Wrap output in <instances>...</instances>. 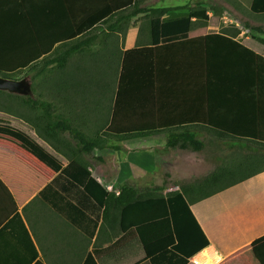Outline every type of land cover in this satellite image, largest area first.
Masks as SVG:
<instances>
[{
  "label": "trees",
  "instance_id": "trees-1",
  "mask_svg": "<svg viewBox=\"0 0 264 264\" xmlns=\"http://www.w3.org/2000/svg\"><path fill=\"white\" fill-rule=\"evenodd\" d=\"M7 1L0 0V76H30L33 95L0 90V112L27 123L69 160L39 198L89 239L96 236L101 222L114 221L118 211L121 237L106 248H96L85 264H114L117 252L120 256L129 250L133 261L126 264H188L191 256L210 244L191 205L264 172V43L253 35L239 42L237 33L208 30L218 26L220 18L215 12L210 15L211 9L203 4L188 14V4L143 8L144 0H101L105 14L87 16L79 29L63 35L54 29L58 15L39 16L42 11L24 15V6L19 14L8 13L11 22L6 24ZM239 1L251 12L264 14V0ZM139 18H149L148 26ZM131 26H139V44L120 50V35L125 36ZM98 41L111 48H105L102 57L103 78L90 79L99 94L90 102L84 95L73 97L87 103L82 112L96 123L81 128L60 106L63 97L52 89L64 83L54 81L51 73L68 72L66 86L80 93L88 86L87 79L76 78L72 68L86 73L84 58H98L104 50ZM28 46L37 49L34 57L25 58ZM203 101L207 115L211 107L233 126H207L208 120L198 119L203 114L192 110L182 115L181 125H161L162 107H195ZM72 106L76 111L77 103ZM202 132L213 135L223 147L242 146L252 153L227 163L223 159L210 175L178 183L179 189L166 195L164 186L146 192L129 183L117 195L93 175L85 159L95 150L119 148L112 145L114 141L160 133L167 134L170 149L202 153L207 146ZM171 235L178 239L175 246L146 258L145 246ZM250 252L258 264H264V236Z\"/></svg>",
  "mask_w": 264,
  "mask_h": 264
},
{
  "label": "crops",
  "instance_id": "crops-1",
  "mask_svg": "<svg viewBox=\"0 0 264 264\" xmlns=\"http://www.w3.org/2000/svg\"><path fill=\"white\" fill-rule=\"evenodd\" d=\"M153 1L144 0L141 7H149L148 4ZM25 2H28L29 12ZM23 6L27 9L22 12L24 15H36L39 11H42L39 16L49 13L58 15L59 20L54 29L61 31L63 35L79 29V22L85 17L106 13L101 0H8L6 18L3 21L6 24L11 22L8 13L15 11L19 14ZM209 14L212 15L211 12ZM217 27L209 26L208 30L213 31ZM128 31L134 32L133 35L131 36L129 32L126 38L120 35L119 45L114 44L115 49L117 45L120 50H126L139 44V26H131ZM236 33V39L239 42L246 40L241 37L244 32L236 31ZM98 47L104 49L100 54L102 57L106 56L105 48H111L110 45L106 47L100 41H98ZM36 50L28 46L25 58L34 57ZM51 76L54 81L64 83V87L56 86L52 91L63 97L60 106L65 108L66 116L73 115L76 125L81 128L95 125L96 123L91 122L87 112H82L84 108L86 111L87 103H84L83 99L73 98L76 95H84L87 87L80 88V93L76 94V89L66 86L64 82L69 80L68 72L60 74L55 71L51 73ZM202 96L203 94L198 97L201 99ZM73 102L77 103L76 111L71 110L74 106V104L72 106ZM191 110L203 114V116L199 115L198 119L208 120L207 126H233L231 122L226 123L224 119L219 118L215 114L216 110L211 107L207 115V105L204 101L199 102L195 107H185V105L181 107L174 104L162 107L161 120L164 119V121L161 125H181L179 123L184 117L182 115ZM58 111H61L59 107ZM194 127L204 128L203 124H196ZM200 135L207 144L203 152L209 145H214L211 149V153L214 151L212 155L214 160L220 159L217 156L220 149L225 151L226 155L238 149L241 150L239 147H223L222 143L208 132H202ZM140 140H147L150 142L149 146L135 144ZM166 142L167 134L165 133L114 141V145L119 148H116L115 158L109 166L105 164L106 161L101 153L105 150H95L92 156H87L85 159L93 175L109 191H116L117 195L126 183L146 192L154 187L164 186L163 194L166 195L178 190L179 185L154 183V176L160 166L158 161L166 168L164 172L170 174L171 178L174 176L173 171L177 174L181 172L182 176L185 175L179 159L174 153L169 152L170 148L166 146ZM221 159L229 161V157L224 156ZM68 163L69 160L65 156L56 152L27 123L0 112V264H85L87 257L96 248H106L121 237L118 211H115V217L112 218L115 219L114 221L101 222L96 236L89 239L39 198L42 189ZM218 167L217 160L209 163L206 176ZM108 170L109 173H107ZM191 210L206 233L210 244L191 256L188 264H258L250 250L251 245L264 236V172L191 205ZM177 243L178 239L175 235L155 241L144 247L145 256L151 259ZM195 246L190 248L193 249ZM132 255V250L120 256L117 252L114 264L132 263Z\"/></svg>",
  "mask_w": 264,
  "mask_h": 264
},
{
  "label": "rangeland",
  "instance_id": "rangeland-1",
  "mask_svg": "<svg viewBox=\"0 0 264 264\" xmlns=\"http://www.w3.org/2000/svg\"><path fill=\"white\" fill-rule=\"evenodd\" d=\"M189 5V8L185 11L189 14L191 10L196 9L198 4H203L206 7L211 9V13L215 12L217 16L220 18L218 21V27L213 29L216 31H228L230 33H236V31L244 32L242 33L241 37L243 39H247L251 37L252 35L256 37V39L264 43V14H255L251 12L245 5H243L239 0H154L153 2L149 3V7H169V6H182V5ZM172 15H177L176 13H172ZM149 18H139L138 22H141L142 24L145 23L148 26ZM262 28L263 32H259L256 28ZM214 28V27H212ZM129 32V31H128ZM127 32V34H129ZM134 32H131V36ZM126 34V35H127ZM126 35L123 37L126 38ZM126 46L124 45V48ZM96 50H99L96 48ZM99 53V52H98ZM84 66L86 68V74L85 73H79L76 71V69L73 67L72 72L74 76L77 78V76L81 78L87 79V89L84 93L85 98L88 100V102L92 101L96 95H98L99 91L97 89H94L91 87V78H103V71H104V60L102 56L98 55V58H90L88 59L84 58ZM87 59V60H86ZM115 64V62H114ZM83 66V67H84ZM10 79L15 80H26L32 89V80L30 76L25 75H13L10 77ZM18 94V93H17ZM22 95V94H20ZM33 95V91L32 94ZM135 144H138V146H149L150 142L147 140H140L136 142ZM114 145V142L113 144ZM241 148L240 146H238ZM214 148V145H209L208 149L203 153H193L188 151H182V150H173L169 149V152H172L175 154V157L179 159L180 165L184 169V174L182 176V173L180 172L177 174L175 171H173V178H171L170 174H166V168H164L162 163L158 161V165H160L159 171L155 174V184H178V183H184L187 181H193L196 178H205L207 174V165L209 163H214L217 160L218 165L223 164L221 160L222 157H229V159L236 160L237 158H242L245 152H248L247 150H236V152H232L229 155H226L225 151L219 150L217 152V156L220 157V159H212V155L214 154V151L211 153V149ZM245 148V146H244ZM242 149V148H241ZM116 149L110 148L107 149L101 153H103L104 160L106 161L105 164L112 165L113 159L115 158ZM147 152V151H143ZM148 160H151L150 157H147ZM228 160H226L227 163ZM107 166V167H108ZM183 171V170H182ZM109 173V170L107 171ZM163 194V193H162Z\"/></svg>",
  "mask_w": 264,
  "mask_h": 264
},
{
  "label": "water",
  "instance_id": "water-1",
  "mask_svg": "<svg viewBox=\"0 0 264 264\" xmlns=\"http://www.w3.org/2000/svg\"><path fill=\"white\" fill-rule=\"evenodd\" d=\"M0 90L22 95L32 94L31 86L26 80H15L2 76H0Z\"/></svg>",
  "mask_w": 264,
  "mask_h": 264
}]
</instances>
